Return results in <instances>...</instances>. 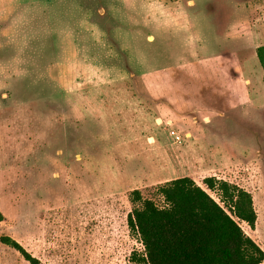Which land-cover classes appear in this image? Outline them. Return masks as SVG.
Segmentation results:
<instances>
[{"label": "rangeland", "instance_id": "rangeland-1", "mask_svg": "<svg viewBox=\"0 0 264 264\" xmlns=\"http://www.w3.org/2000/svg\"><path fill=\"white\" fill-rule=\"evenodd\" d=\"M263 43L264 0H0V237L129 264L131 191L213 176L251 194L264 251V96L224 84H262ZM0 264L28 263L0 242Z\"/></svg>", "mask_w": 264, "mask_h": 264}, {"label": "trees", "instance_id": "trees-1", "mask_svg": "<svg viewBox=\"0 0 264 264\" xmlns=\"http://www.w3.org/2000/svg\"><path fill=\"white\" fill-rule=\"evenodd\" d=\"M264 84V45L255 49ZM204 188L181 176L158 187L163 205L130 193L126 224L141 250H132L129 264H261L263 249L247 236L240 222L254 228L257 215L251 194L234 183L213 176ZM209 192L215 194L217 200ZM2 214L0 213V221ZM0 242L16 250L28 264H40L9 236Z\"/></svg>", "mask_w": 264, "mask_h": 264}, {"label": "crops", "instance_id": "crops-1", "mask_svg": "<svg viewBox=\"0 0 264 264\" xmlns=\"http://www.w3.org/2000/svg\"><path fill=\"white\" fill-rule=\"evenodd\" d=\"M261 45H264L261 44ZM243 64V63H242ZM242 67V66H241ZM240 75L237 74V77H239ZM254 76V77H253ZM261 80H262V75H261ZM234 81V82H233ZM262 82V81H261ZM226 85L225 88L227 89V93H239L242 98H245L247 100V104L249 108H252V110H258L257 107V102H256V98L260 95V96H264V84L262 82V84H260L259 78H256V74L255 71H252L249 73V77H244L243 78V83H236V78L230 81H227L224 83ZM239 85V86H236ZM228 95V94H227ZM257 96V97H255ZM256 104V105H255Z\"/></svg>", "mask_w": 264, "mask_h": 264}]
</instances>
